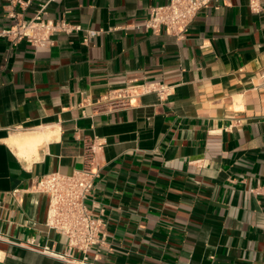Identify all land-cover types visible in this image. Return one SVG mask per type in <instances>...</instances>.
Instances as JSON below:
<instances>
[{
    "label": "crops",
    "instance_id": "obj_1",
    "mask_svg": "<svg viewBox=\"0 0 264 264\" xmlns=\"http://www.w3.org/2000/svg\"><path fill=\"white\" fill-rule=\"evenodd\" d=\"M21 1L0 0V30L42 6L82 29L43 49L0 38V264H64L31 242L82 256L47 226L49 196L33 183L89 166L88 206L106 224L90 262L264 264V0L259 13L212 1L183 39L140 24L169 0ZM152 82L171 94L105 101ZM41 131L53 138L29 156L8 142Z\"/></svg>",
    "mask_w": 264,
    "mask_h": 264
},
{
    "label": "built area",
    "instance_id": "obj_2",
    "mask_svg": "<svg viewBox=\"0 0 264 264\" xmlns=\"http://www.w3.org/2000/svg\"><path fill=\"white\" fill-rule=\"evenodd\" d=\"M9 1L11 4H24L21 0ZM212 1L217 0H169L167 4L151 7L148 17L140 24L152 33L165 28L167 34L183 39L199 11L207 8ZM45 7L42 6L30 20L10 14L15 21L9 27L0 30V38L6 39L11 45L27 42L35 49H43L54 44L55 34L72 33L82 29L81 26L71 25L65 20L46 19ZM250 9L254 13H259L261 0H250ZM98 34L96 31H87L83 42L89 44ZM137 88L138 86L131 85L114 90L105 97V101L112 109H118L131 105V99L143 93H156L161 98L171 94V88L160 82L145 84L143 92H138ZM94 150L93 146L88 149L92 153ZM98 177L99 171L89 166L75 171L70 176L58 172L51 173L33 183L35 193L49 196L47 226L65 235L68 238V248L81 253L82 256L56 252L48 247L36 246L33 242L29 244L31 249L56 258L64 264H95L87 258L88 251L106 244V224L101 217L95 216L88 206ZM260 189L264 194V186Z\"/></svg>",
    "mask_w": 264,
    "mask_h": 264
},
{
    "label": "bare ground",
    "instance_id": "obj_3",
    "mask_svg": "<svg viewBox=\"0 0 264 264\" xmlns=\"http://www.w3.org/2000/svg\"><path fill=\"white\" fill-rule=\"evenodd\" d=\"M52 138H53L52 132L41 131L29 135L16 136L11 138L8 142L13 148H16L18 150L21 156L24 155L29 156L33 152L36 153L39 146L45 144L47 141L51 140Z\"/></svg>",
    "mask_w": 264,
    "mask_h": 264
}]
</instances>
